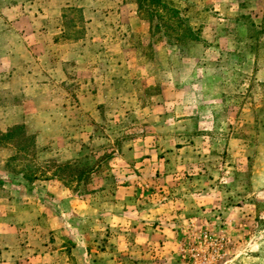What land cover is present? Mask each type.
Here are the masks:
<instances>
[{
	"label": "rangeland",
	"instance_id": "374dc122",
	"mask_svg": "<svg viewBox=\"0 0 264 264\" xmlns=\"http://www.w3.org/2000/svg\"><path fill=\"white\" fill-rule=\"evenodd\" d=\"M5 1L0 35L16 42ZM167 1L197 41L156 33L136 0H47L30 22L53 31L24 37L46 48L24 52L33 80L15 98L0 88V198L34 213L23 255L264 264V0Z\"/></svg>",
	"mask_w": 264,
	"mask_h": 264
},
{
	"label": "crops",
	"instance_id": "0c3cea01",
	"mask_svg": "<svg viewBox=\"0 0 264 264\" xmlns=\"http://www.w3.org/2000/svg\"><path fill=\"white\" fill-rule=\"evenodd\" d=\"M4 1L5 0H0V2ZM46 1L47 0H16L2 9L8 17V20H13L14 26H16V35L19 37L16 42H10L8 34L6 36L4 34L0 35V88L4 90L2 93H7V98L9 96L8 99L15 98L14 95L19 93L22 94V92L26 91L28 82H30L31 78L33 80L30 72L26 71L29 66L28 61H24L27 60L24 57V52H29V48L34 52H36V48H39V50L41 48L43 51L46 49L45 45H43L42 48L41 44H37L38 46L36 47L31 46L24 37L28 34L30 35V31L33 35L41 34L42 36L49 35L53 32L49 28L46 29L45 26L41 28V31H39L40 29H36L35 25L30 26V22L35 21V19L41 18L46 20V18H49V13H47L48 10L46 11L43 7ZM35 5L39 6L38 9L34 8ZM53 18L54 20L57 19L60 21L61 13L57 16L54 14ZM24 21H28L29 23L25 24L23 23ZM57 35L59 34L55 36ZM1 39L4 40L1 41ZM39 50L37 51L38 53L40 52ZM37 52L35 55L40 57ZM16 107L19 109L22 108L19 104H17L15 108ZM7 130L8 128L4 131ZM121 192L123 191L121 190ZM3 193L9 194L11 198L15 196L13 190H7ZM27 198L28 197H25L24 200ZM123 200L126 202L125 199ZM15 201L16 200L13 199L10 204V198H0V205L4 206V210L0 213V264H44L46 256H43V254L38 251L34 252V256L23 255V250L31 246L32 242L27 245H22V240L20 239L22 236L21 233L29 227V221L31 220L30 216L32 218L34 213L32 212V208L24 207V209H26L24 213L20 216L16 215L15 212H17V209H15V204H13ZM20 229H22V232ZM44 242L43 240V243ZM28 250L31 251V249Z\"/></svg>",
	"mask_w": 264,
	"mask_h": 264
},
{
	"label": "trees",
	"instance_id": "16d2710c",
	"mask_svg": "<svg viewBox=\"0 0 264 264\" xmlns=\"http://www.w3.org/2000/svg\"><path fill=\"white\" fill-rule=\"evenodd\" d=\"M136 3L141 12H146L151 21L153 23L156 22L154 25L156 33H162L173 40V43L174 41L185 42L190 40L195 42L198 40L193 29L188 25L187 21L180 16V11L167 0H136ZM21 130H23V128L18 127L11 129L4 135L3 139L13 141L17 135L22 134L23 131ZM28 147L29 145H24L21 141L18 149L22 152H26L28 151ZM9 181L15 189L22 190V192H34L38 190L34 184L35 179L26 175L23 176L22 179L16 175H11ZM5 184H7V180L0 177V187Z\"/></svg>",
	"mask_w": 264,
	"mask_h": 264
}]
</instances>
